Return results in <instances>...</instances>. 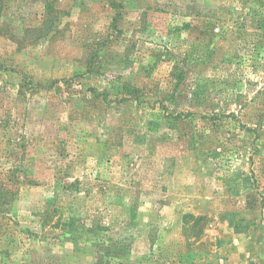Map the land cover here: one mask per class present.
I'll return each mask as SVG.
<instances>
[{
  "label": "rangeland",
  "instance_id": "374dc122",
  "mask_svg": "<svg viewBox=\"0 0 264 264\" xmlns=\"http://www.w3.org/2000/svg\"><path fill=\"white\" fill-rule=\"evenodd\" d=\"M260 22L264 0H0V264H264ZM178 59L251 102L195 151L156 104Z\"/></svg>",
  "mask_w": 264,
  "mask_h": 264
},
{
  "label": "trees",
  "instance_id": "16d2710c",
  "mask_svg": "<svg viewBox=\"0 0 264 264\" xmlns=\"http://www.w3.org/2000/svg\"><path fill=\"white\" fill-rule=\"evenodd\" d=\"M243 5H247V3H243ZM258 28L264 30L262 22L259 23ZM240 30V32L246 33L245 26L240 27ZM261 39L263 40L264 37L262 36L260 40ZM241 43L244 44L245 49H250L252 51L253 57L252 61H250V66L253 72L258 71L260 74H264V58L260 57L261 53L264 52V42L258 44L255 42L248 43L241 41ZM97 54H99L97 48L91 49L88 67L94 64L95 61H92V59H94ZM189 58L190 60H195L193 59L194 53H191L186 59ZM240 59H242V55L239 54L231 55L228 59L223 56L221 63L232 65L234 60ZM185 61L187 60L182 61L178 59L174 63L171 78H169V81L157 92L156 104L159 105V109L163 114L162 118L168 123L169 130L176 133L169 136L184 144L185 149L194 150L198 146L205 147V142L210 143L221 128L229 125L227 123L228 121H239L244 118L246 116V110L251 105V102L244 101L246 93L241 91V87L244 85L242 81L230 80L223 81L224 83H222L221 81L217 82L213 80V82L209 84L208 79L192 74V71L189 73V79H186V71L188 69L184 64ZM246 83L250 85L252 82L246 81ZM221 84H223L225 88H219ZM122 88L124 91L121 90L122 96H117L118 101H132L141 105L148 102L144 97L143 91L138 87L125 83ZM179 99L187 101L191 110L189 109L187 112H180L177 109L172 110L171 106ZM230 103H233L236 107L233 111H228ZM261 109L264 111V104L261 105ZM252 120H254V118ZM262 126L263 125H255V127H250L249 125H240V127L245 128L246 132L255 133L257 135H259V130L263 128ZM206 219V217L201 216L196 218L197 221Z\"/></svg>",
  "mask_w": 264,
  "mask_h": 264
}]
</instances>
